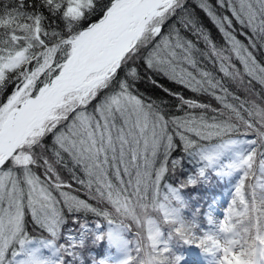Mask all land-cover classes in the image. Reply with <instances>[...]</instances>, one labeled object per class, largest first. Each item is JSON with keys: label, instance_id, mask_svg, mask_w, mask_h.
Masks as SVG:
<instances>
[{"label": "snow or ice", "instance_id": "obj_1", "mask_svg": "<svg viewBox=\"0 0 264 264\" xmlns=\"http://www.w3.org/2000/svg\"><path fill=\"white\" fill-rule=\"evenodd\" d=\"M197 4L223 44L187 0H0V89L15 81L0 102V264H184V246L209 264H264V99L251 89L264 87L251 51L264 47V0ZM155 76L218 107L164 88L181 113L169 114L139 92ZM185 159L195 171L166 182ZM210 173L237 177L223 218L211 204L185 216L183 190Z\"/></svg>", "mask_w": 264, "mask_h": 264}, {"label": "trees", "instance_id": "obj_2", "mask_svg": "<svg viewBox=\"0 0 264 264\" xmlns=\"http://www.w3.org/2000/svg\"><path fill=\"white\" fill-rule=\"evenodd\" d=\"M187 5L189 9L193 11L199 17L201 24L206 28V30L209 32L213 40L217 44H223L224 40H223L222 35L219 33V31L217 30L215 25L211 22V20L199 9L197 0H187ZM222 11H223V14L230 15L227 9H223ZM233 31L235 35L237 36V38L241 39L245 43L248 42V36L251 35V33L246 28L239 25L238 23H234ZM187 35L190 39H193L195 42H197L199 47H203L202 42L197 41L195 36H193L191 33H187ZM256 43H257V47L252 48L251 51L256 56L258 62H260L261 64H264V47L260 46L261 42L258 39ZM201 67H203L205 70L213 72L218 78L222 77L223 75L222 73L219 72L218 67L214 65L210 60H202ZM154 79L157 81L156 85L151 84L147 80L141 81L139 83V92L145 98L166 100L168 102L167 110L169 114L178 115L181 113L177 112L175 108V105L177 104V101L175 100V98L166 94L163 91L164 88H167L173 92H178L181 95L185 96L186 98L197 99L198 101L202 103H210L214 107H218L216 101L213 100L208 95H197L195 93H192L191 91L184 88L183 86L176 84L163 76H155ZM226 86L229 87L230 91H232L236 95L241 96L242 98L248 95V93L245 91L243 86H238L236 83H233L231 81H226ZM14 88H15V81L13 80L9 82L3 89H0V102L6 100L7 95H10ZM251 89L255 93L254 98L258 102L264 99V87H262L261 85L253 81L251 85ZM176 155H180V153L177 152ZM66 163L68 164V168H69V166L71 165V162L66 160ZM57 167L61 169V175L64 177V179L73 184V189L74 190L78 189V186L75 184V182L70 180V174H69L68 169L63 168V166L61 165H58ZM193 171H195L194 164L191 161L185 159L183 172L178 171L176 175L174 176L171 175V183H176L179 179H183L185 174L191 173ZM36 172L38 175H41L43 177L42 169H36ZM210 176H211V179L209 182H207L208 183L207 187L205 183H200L196 186H189L188 188L183 190V195H186L187 196L186 198H189L190 200V207L184 210L185 216H190L191 212L197 207H199L201 209V213H203L205 211L207 200H209V196L211 194L213 195V193H215L216 190H219L233 183L232 193L234 192V184L236 182L237 177L234 176L232 178L218 180V178H216L214 175H211V173H210ZM166 182H170V181L167 180ZM224 183L226 184L224 185ZM77 194L81 195L82 197L85 195L82 191L78 192ZM190 195H192L194 198L192 199ZM231 199L232 197L230 198V200ZM27 219H28L29 230L34 232L36 235H39V229L34 227V225L31 222L30 216ZM81 219L87 220L89 224H92L98 218L92 214H89L87 216H82ZM203 219L204 217L202 215L199 220V223L202 222ZM67 226L73 227V228L76 227L75 225L71 224V220H69V224ZM179 249H177V251H179ZM98 251H102V247Z\"/></svg>", "mask_w": 264, "mask_h": 264}, {"label": "rangeland", "instance_id": "obj_3", "mask_svg": "<svg viewBox=\"0 0 264 264\" xmlns=\"http://www.w3.org/2000/svg\"><path fill=\"white\" fill-rule=\"evenodd\" d=\"M71 167H72V165L69 166V168H71ZM168 180L171 182V175L168 177ZM205 185H207V183H205ZM184 196L187 197L186 195H184ZM190 196L193 199V196L192 195H190ZM223 206H224V201L220 200L217 204V213L213 212V218L215 220H216V218H218V220L223 218V210H224ZM184 256L186 257L184 264H195L196 263V260H195L196 258H194V256L189 255L188 253H185Z\"/></svg>", "mask_w": 264, "mask_h": 264}]
</instances>
